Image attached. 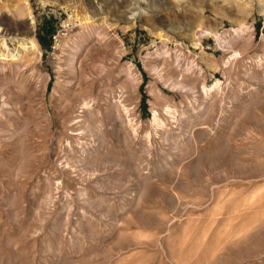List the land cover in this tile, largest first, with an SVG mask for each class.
<instances>
[{"label": "rangeland", "instance_id": "rangeland-1", "mask_svg": "<svg viewBox=\"0 0 264 264\" xmlns=\"http://www.w3.org/2000/svg\"><path fill=\"white\" fill-rule=\"evenodd\" d=\"M109 1L0 0L39 46L0 72V264H264V0Z\"/></svg>", "mask_w": 264, "mask_h": 264}, {"label": "bare ground", "instance_id": "bare-ground-1", "mask_svg": "<svg viewBox=\"0 0 264 264\" xmlns=\"http://www.w3.org/2000/svg\"><path fill=\"white\" fill-rule=\"evenodd\" d=\"M106 3H105V2ZM130 1V0H129ZM136 1V3L134 4H137V0H134ZM110 1L109 0H103V3H105L104 5H107ZM163 2H166L165 0H146V4H143V6H149L150 4L152 3H157V4H162ZM139 4V3H138ZM102 4V6H104ZM142 5V4H141ZM6 7V6H5ZM4 8V7H3ZM14 8V7H13ZM16 8V7H15ZM18 9V8H16ZM8 10V12H6L7 10L2 9L0 8V72L3 74V73H6L7 72V67H13L17 70H20V69H25V66L28 64V63H31V60L32 59H35L38 54V51H39V46L37 45V43L34 41V39L32 38V32H34V30L32 29L31 25H26L25 23H21L19 22L17 19L16 21L15 18H16V14L19 12L18 10ZM20 13V12H19ZM8 14V15H7ZM33 26V25H32ZM242 29H239V30H236L234 31V36H233V39H239L242 37L243 35V31H241ZM244 30V29H243ZM246 31V30H245ZM244 31V32H245ZM245 34V33H244ZM98 36V35H97ZM218 41L219 43L221 44L222 48H231V45L233 43H231V41H221L219 38H218ZM233 41V40H232ZM81 47V46H80ZM82 49V48H80ZM76 55H77V52H76ZM90 56V55H89ZM76 57V56H75ZM87 58V57H86ZM76 59V58H75ZM74 59V61H75ZM80 59V57H79ZM77 61V64L78 65H81L82 63V59ZM37 60V59H36ZM179 63V62H178ZM226 64V63H225ZM228 64V63H227ZM224 65L223 67V70L224 72L226 71V69L228 68V65ZM230 66V65H229ZM97 67V66H96ZM79 68V67H78ZM14 70V69H12ZM10 71V70H9ZM9 71H8V74H9ZM22 71V70H20ZM78 71V70H77ZM184 74L185 76L188 75H191L190 77H194L195 75H197V73L199 72V69L197 68V66H191L190 68H187L186 70H184ZM101 73L103 72L102 70L100 71ZM11 73V72H10ZM13 73V72H12ZM100 73V74H101ZM201 73V72H200ZM79 74V73H78ZM83 74V72H82ZM5 75V74H3ZM199 75V74H198ZM201 75V74H200ZM84 78V77H83ZM190 79V78H189ZM192 79V78H191ZM134 80V79H133ZM221 82H217L212 88H207L205 85L202 87V95H205V100L210 104V102L212 100H214V93L216 90L220 89V84ZM173 87L175 89H183L182 86H180V83H175L173 85ZM4 87H0V99L2 100L1 102V106L4 108H6V106H8V103L6 101V97H5V89ZM180 91V90H179ZM190 92L192 93L191 95H193L195 98L198 97L199 95V92L198 91H195V90H190ZM193 97V98H194ZM204 97V96H203ZM197 99V98H196ZM92 102V101H91ZM91 102H87L86 100L84 101V107H83V113L88 115L89 117L92 116L94 109L93 107L91 106ZM94 106V103L92 104ZM117 105V104H116ZM118 106V105H117ZM210 106V105H209ZM113 107V106H112ZM111 107V109H112ZM206 107V106H205ZM204 107V108H205ZM212 107V106H211ZM209 107V108H211ZM114 108V107H113ZM202 108V107H201ZM1 109V107H0ZM115 109L117 110V107H115ZM114 110V109H113ZM199 110H202V109H199ZM198 110V111H199ZM213 110V109H212ZM167 114L166 115H169L170 117L169 120L170 122L174 125L175 128H177L179 130L181 126V123H184L185 121H183V117L182 115L180 114V111L176 110V109H172L170 107H167ZM96 112V111H95ZM110 112V111H109ZM118 112V111H116ZM98 113V111L96 112ZM198 113V112H197ZM211 113V112H210ZM99 114V113H98ZM159 113H154V117H153V121H152V125L153 127H155V130L156 128L158 129H161L162 131H164L167 134H169L171 131V129H167L168 125L166 126V123H164V121H162V118L159 117L158 115ZM211 116V115H210ZM82 117V116H81ZM94 117V116H93ZM118 117V116H116ZM85 118V117H84ZM91 118V117H90ZM120 119V117H118ZM186 118V117H185ZM81 119V118H80ZM117 119V118H116ZM123 119V118H122ZM186 120V119H185ZM82 121V120H81ZM90 121V120H88ZM84 122V121H83ZM81 122V124H79V126H82V133H78L74 136H84V135H87V134H90L91 133V127L90 125L88 126V124L86 123V121L83 123ZM121 122V123H120ZM119 123L121 124L119 127L120 128H124L125 130L128 131V134H131L132 136H135L136 135V131L137 129L134 127L133 124H129L128 126L125 125L124 123H122V120L120 121ZM77 124V125H78ZM84 126V128H83ZM190 126V125H189ZM78 127V126H76ZM75 128V127H74ZM79 128V127H78ZM173 129V128H172ZM177 129H174V130H177ZM177 130V131H178ZM183 130V129H182ZM180 129V131H182ZM76 132L78 131H81L80 130H75ZM159 131V130H158ZM92 134V133H91ZM192 134V133H191ZM165 135V136H166ZM170 135V134H169ZM169 135L167 137H169ZM190 136V135H189ZM81 138V137H80ZM195 138V137H194ZM167 139V138H166ZM193 139V137L191 136L190 137V140ZM190 143V142H189ZM176 146H178L177 143H175ZM174 145V146H175ZM180 147V146H179ZM178 147V148H179ZM179 150V149H178ZM82 152H83V155L85 157V160H89L91 156V151L89 149H86V148H82ZM185 153V152H184ZM183 153V154H184ZM186 155V153H185ZM184 155H182L183 157ZM144 179V178H143ZM149 178H146L144 179V181H148ZM49 195V194H48Z\"/></svg>", "mask_w": 264, "mask_h": 264}]
</instances>
